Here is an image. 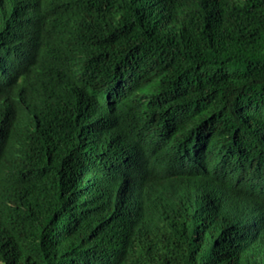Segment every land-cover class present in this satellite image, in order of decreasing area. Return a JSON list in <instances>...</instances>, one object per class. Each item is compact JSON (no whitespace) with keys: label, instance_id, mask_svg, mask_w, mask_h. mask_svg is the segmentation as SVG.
<instances>
[{"label":"trees","instance_id":"1","mask_svg":"<svg viewBox=\"0 0 264 264\" xmlns=\"http://www.w3.org/2000/svg\"><path fill=\"white\" fill-rule=\"evenodd\" d=\"M0 264H264V0H0Z\"/></svg>","mask_w":264,"mask_h":264},{"label":"bare ground","instance_id":"2","mask_svg":"<svg viewBox=\"0 0 264 264\" xmlns=\"http://www.w3.org/2000/svg\"><path fill=\"white\" fill-rule=\"evenodd\" d=\"M167 4V3H166ZM173 4V3H172ZM5 75V74H4Z\"/></svg>","mask_w":264,"mask_h":264}]
</instances>
